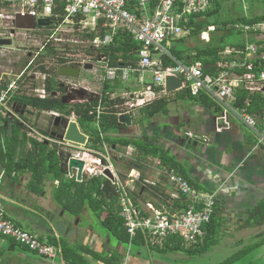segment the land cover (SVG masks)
<instances>
[{
    "label": "crops",
    "instance_id": "crops-1",
    "mask_svg": "<svg viewBox=\"0 0 264 264\" xmlns=\"http://www.w3.org/2000/svg\"><path fill=\"white\" fill-rule=\"evenodd\" d=\"M237 4L240 12L231 19L237 23L242 19L250 20L264 15L261 0L243 2L237 0ZM201 21L205 23V19ZM8 68V71L12 70L15 74L23 72V66L19 63ZM32 73L34 74L24 72L23 90L16 96L26 95V89L31 86L39 94L44 91L42 82L38 81L41 78L43 80L46 74L35 70V66ZM147 75L150 74L143 76L142 85L138 77L130 78L127 82L131 84L126 87L132 88L129 92L133 93L135 88L144 89L146 84L151 82ZM182 90L172 93H167L165 90L162 94L155 93L154 96H149L156 97L144 107L162 98L167 101L166 112L151 119L146 117L144 107L129 112L127 110L132 124L130 127L124 125V128L114 136L138 141H142L143 138L150 139L154 145L161 147L173 161L186 170L198 186L197 191L216 194L217 215L221 221L216 239L218 241L228 234L237 236V241L230 247L226 259H233L234 262L237 257L247 256L253 250L264 246V222L258 219L260 213L264 212V149L252 152V146L257 139L242 122L228 120V126L224 128L220 124V119L223 117L221 110L218 111L216 107L208 108L199 97L195 100L184 98L181 96ZM124 92L120 91L115 95L123 99ZM11 104L19 118L21 117L19 122L24 124L22 127L16 125L12 127V130L19 128L20 139L25 135L27 139L54 148L46 132L49 120L42 118V115H45L49 119L47 112L32 109L26 111L25 109L29 107L24 105L22 110L24 115H21L22 111L15 109V104L16 106L22 104L14 101H11ZM35 114L37 116L33 128L25 117ZM8 136L11 137V133L8 132ZM5 145V138L2 137L0 208L5 217L15 225L34 235L40 242L52 246L56 250V256L46 259L22 248L11 239L0 237V264H178L177 256L174 257L173 262L166 260L165 257L183 252H166L165 245L136 246L132 242L129 247V242L128 245L121 244L101 225L100 221L104 220L105 212L98 220L87 203L73 202L75 187L65 186L71 184L66 174L62 173V179L54 174H48L42 184V192L33 193L29 189L31 173L17 171L15 164L13 166L7 161ZM31 146L30 140L25 143L19 141L16 144L13 162H20L24 156H27L32 149ZM129 147L134 149L133 157H136V148ZM112 148L117 149L116 146ZM130 171L134 172L132 176H137L141 182L150 183L144 187L141 183L135 184L139 191L136 200L139 208H143L145 204L159 207L163 200H168L174 193L172 187L160 183L161 170L158 159L147 158L144 167L135 166ZM158 184L162 195L154 192ZM254 237H257L256 243L246 245ZM256 244L258 246L255 249L248 251ZM173 245L175 244L171 246ZM260 254L261 256L254 257V260L246 264L253 262L257 264V260L264 264V249Z\"/></svg>",
    "mask_w": 264,
    "mask_h": 264
},
{
    "label": "built area",
    "instance_id": "built-area-1",
    "mask_svg": "<svg viewBox=\"0 0 264 264\" xmlns=\"http://www.w3.org/2000/svg\"><path fill=\"white\" fill-rule=\"evenodd\" d=\"M212 1L0 0V40L10 39L12 43L13 39H16L17 32L29 34L35 32L36 35L27 36L23 41L24 47L30 48L28 42L37 38L43 28L35 26L30 30L17 29L15 26L17 18L26 17L32 18L35 23L39 20H51V34L46 38V44L54 43L55 46H60L61 43L86 42L91 48L100 49L108 46L118 32H125L140 45L135 53L138 62L135 66L110 68L107 67L105 58L101 57L104 79L125 83L136 76L142 85L145 74H150L152 78L143 90L133 93L124 92L123 98L130 99V102L127 101L123 106L128 108V112L144 107L156 97L149 96L164 93L166 78L176 77L181 81L182 89H187L191 97L197 98L203 94L221 109L223 113L221 124L224 128L228 126V116L232 120L242 122L257 139L252 146V152H255L264 149V127L258 125L255 114L248 113L250 105L248 100L245 102V107H237L235 103L238 90H245L250 94H261L264 98V68L254 72V66L250 61L256 56V46L248 44L244 54L232 50L236 56L244 55L243 62L236 60L218 62L217 72L210 74L204 72L201 61L193 59L188 63H182L170 53V47L174 42L189 35L190 30L185 26L188 19L209 11ZM60 5L63 10L62 15L58 13ZM100 29L106 30L103 37L99 35ZM230 29L242 34L248 40L251 36L264 35V20L253 24L234 23ZM216 32L215 26H209L200 33L199 39L203 43H208L211 34ZM90 34H94L92 40L87 38ZM74 37H78L79 40L73 41ZM10 46H0V61L7 59ZM225 54L230 55V49L227 48ZM164 60H171L174 65L165 66ZM242 68L247 71L243 75L233 72L234 69ZM23 76L24 72L15 74L12 70L4 69L0 62V125L9 119L20 121L10 103L14 96L21 93L20 89L23 90ZM34 92L38 98L44 99V91L40 94L37 91ZM101 111V108L97 109L98 114ZM47 115L52 119L61 117L54 111L47 112ZM50 141L70 158L83 163L82 177L103 178L110 181L105 176V172L110 173L113 178L110 183L118 199L119 217L129 236V247L138 233L143 236L148 247H162L170 237H178L186 246H190L201 241L205 236L203 229L210 222L216 203L214 192L197 191L175 170H165L161 171L160 175H165L167 185L173 188L174 193L168 200H163L159 207L145 204L143 208H139L133 201V196L138 191L135 184L141 183L144 187L150 183L141 182L137 176L133 177L132 171L126 173V178L123 180L120 176L121 172L115 165L117 159L131 160L133 158L132 147L128 146L122 152H116L110 145L103 142L102 150L98 151L90 147L88 137L85 145H76L68 141L60 143L53 138H50ZM109 150L116 156L113 157V153ZM66 177L76 180L75 174H66ZM181 196H185L187 207L184 210H175L172 203L179 200ZM0 237L11 238L21 247L46 259L56 256V250L52 246L40 242L34 235L15 225L5 217L1 208Z\"/></svg>",
    "mask_w": 264,
    "mask_h": 264
},
{
    "label": "trees",
    "instance_id": "trees-1",
    "mask_svg": "<svg viewBox=\"0 0 264 264\" xmlns=\"http://www.w3.org/2000/svg\"><path fill=\"white\" fill-rule=\"evenodd\" d=\"M221 2L222 0H213L211 3V9L209 11L202 15L191 16L185 25L190 30L189 35L174 42L170 47V53L177 61L182 63H188L193 59L201 61L204 72L206 74H210L217 72L216 66L218 62H231L233 60L243 62L244 55L236 56L233 54L232 50L244 54L246 51V46L248 44H252L256 46L257 50L256 56L250 59V61L254 66V72L260 71L262 68H264V35L251 36L248 40H246L242 34L230 29V26H232L234 23H237V21H233L231 24L222 22L216 25L215 27L217 32H222L217 40L214 39V34H211L210 41L208 43L202 42L204 46L196 45L193 47H187L185 45V42L188 39L199 38V35L202 31H204L209 26H214L207 24L206 19L219 12ZM58 13L60 15L63 14L61 5ZM201 19H205V23L201 21ZM263 20L264 15L250 20L242 19L239 21L244 24H253ZM233 33L239 38V40L233 43H226L224 38L227 35ZM105 34L106 30L100 29L99 35L103 37ZM87 38L92 40L94 38V34L88 35ZM139 48L140 45L134 42L131 36L127 35L125 32H118L113 36L112 41L108 46L102 47L100 49L92 48L94 49L92 51L95 52L96 50V55L105 58L107 67L116 68L135 66L138 62L135 53ZM227 48H229L231 51L230 55L225 54ZM44 54L42 56H58V51L55 48L47 45ZM66 62L67 60L60 56L57 58V63L55 66L57 68L64 66L66 65ZM164 65L173 66L174 63L171 60H164ZM52 69L53 67L51 69H47L46 65L43 64L35 66V70H38L40 73L44 74L51 73ZM233 72L238 75H243L247 71L242 68L234 69ZM53 86L54 83L49 80L46 81L44 85V91L48 94V96L44 99H39L37 97L34 98L32 96H26L25 94H22L20 96L13 97L11 101L19 102L22 105H26L32 110L39 112L54 111L60 112V114L65 117L71 115L75 116L77 118L80 131L89 138V145L94 150L101 151L103 142H106L111 147L116 146V152H122V148L125 149L128 146H133L136 148L137 154L136 157H134V160L131 159L130 161L134 162H130L125 159H117L119 164L125 162L128 163L126 165L127 173H129L130 170H133L134 167H131V165L141 168L146 165L147 158L158 159L161 171L175 170L179 175L187 180L193 189H199L194 181L189 177L186 170L173 161L168 153L165 152L161 147L154 145L150 139L143 138L142 141H138L125 138H116L114 136L120 129L124 128V125L118 124V117L119 115L127 112V109L123 107L127 101L120 97L112 98V95L117 94L120 91L129 92L131 91V88L127 89L118 80L110 82L103 79L100 90L101 95L93 100H87L84 103L68 107L62 105L58 99L51 96V92L54 90ZM181 94V96H184V98L188 97L191 100L197 99L191 97L187 89H183ZM199 99L202 100L208 108L216 107L218 111L221 110L219 107L214 105L207 96L201 94ZM247 100L250 104L247 110L248 113L255 114L258 118V125L264 127V98L261 96V94H250L245 90H238L236 92L235 106L245 107V102ZM166 105L167 101L162 98L144 107L143 110L146 112V117L151 119L158 114H164L166 112ZM98 108L103 109L99 114L97 112ZM7 121L8 120H5L3 124L0 125V140L3 137L6 141L5 158L13 166L15 164V169L17 171H29L31 173V183L29 184V189L35 194H40L42 192V184L48 174H54L56 177H60L62 174L60 171V160L58 158L57 149L55 146L54 148H49V145H46L45 143H38L35 140L27 139L25 135H23V137L20 139L19 128H13L11 137H9L7 127L4 126ZM27 140H30L31 142V151H29L27 156H24L20 162L14 163L13 158L16 152V144L19 141L25 143ZM117 162L115 165L118 167L120 165H117ZM120 176L123 180L126 178V174L120 173ZM70 180L71 184H65V186L70 187L73 185L75 187L73 202L84 204L87 203L91 211L94 213L95 218L98 220L101 219L103 213L105 212L106 216L104 220L100 221L101 225L121 244L128 245L129 236L126 232L122 219L119 217L120 209L118 206V199L115 194L114 187L110 181L103 178L87 179L85 176L82 177L80 182H77L75 179ZM162 182L167 185L164 174H162L160 177V183L162 184ZM154 192L158 195H162V192H160V184L157 185V187L154 189ZM133 197V201L137 206L136 200L139 197V191L134 194ZM161 197L164 198L165 196ZM187 204L188 203L185 196H181L179 200L174 202L173 206H175L176 209L184 210L186 209ZM258 219L260 222H264V212L260 213ZM220 228L221 221L217 215L216 201L211 220L206 226H204L203 230L205 232V236L201 241H198L196 244L190 246H185L180 238L170 237L163 243V245H165L167 248L166 252L169 253L183 252L189 257L205 255L217 243L216 238L219 234ZM16 244L19 245L18 243ZM133 244L136 246L146 245L145 240L140 233H138L137 237L133 241ZM172 244L175 245L171 246ZM257 246L258 245L256 244L250 247L248 251L255 249ZM232 262L233 259H229L226 260L224 264H230Z\"/></svg>",
    "mask_w": 264,
    "mask_h": 264
},
{
    "label": "rangeland",
    "instance_id": "rangeland-1",
    "mask_svg": "<svg viewBox=\"0 0 264 264\" xmlns=\"http://www.w3.org/2000/svg\"><path fill=\"white\" fill-rule=\"evenodd\" d=\"M262 1V6H264V0ZM263 10V9H261ZM240 10L238 8V4H237V0H224L221 2L220 5V10L217 14L209 17L206 19L207 24L210 25H218L220 23L224 22H233V20H231L232 18H235L237 16V14H239ZM231 20V21H230ZM222 32H216L214 33V39L217 40L219 38V36L221 35ZM187 35V34H185ZM41 39V38H40ZM79 40L78 37H74L73 41H77ZM239 38L233 33V34H229L224 38V41H226V43H233L238 41ZM16 47H21L23 46V42L22 41H15L13 43ZM185 45L187 47H193V46H204L202 41L199 38H190L185 42ZM264 47V46H263ZM55 49L58 51V55H61L64 58L70 59L72 61H80L83 63H87L89 65H92L93 68L92 70H82L80 77L77 81V83L82 86V87H86L87 89H89L92 93H98L99 95H101V87H102V82L104 79V70H103V64L99 63V64H94V60L93 57L97 54L96 50L95 52H93L90 45L86 42L84 43H66L63 44L61 43L60 46L57 45L55 46ZM91 51V52H90ZM48 66V65H47ZM136 77V76H134ZM133 77H131L132 79ZM147 78L151 81V75H147ZM43 80L42 78L38 81L39 83H41ZM149 81V82H150ZM120 82V81H119ZM123 84V83H122ZM131 82H125L123 84L124 87H127V85H130ZM135 87H133L134 89ZM132 89V88H131ZM140 90H143V88H135V92H138ZM36 95V94H35ZM113 98L115 97H119L116 96L115 94L112 95ZM126 101L130 102L129 98H123ZM212 102V101H211ZM213 103V102H212ZM214 104V103H213ZM215 105V104H214ZM125 109H128L127 107H125ZM103 110V109H101ZM37 114H35L34 116H29L27 115L25 118L28 120V122L31 124V126L33 128L34 127V121L36 118ZM45 118L47 120H54L52 118L49 117V119L47 117H45V115H42V118ZM222 119V118H221ZM220 119V120H221ZM228 120H232L231 118H229L228 116ZM135 121V120H134ZM222 123V122H221ZM220 123V124H221ZM96 127V126H95ZM191 135V134H190ZM185 136V135H184ZM201 137V136H200ZM199 138V137H198ZM110 153H113V151L109 150ZM116 156V154L113 153V157ZM134 160V157L132 158ZM127 161H130L127 159ZM130 162H134V161H130ZM119 164V162H117V165ZM128 163H120L118 166V171H120L122 174H126L127 173V165ZM124 166V167H123ZM126 167V168H125ZM131 167H135L133 165H131ZM62 174L60 175V179H62ZM205 193V192H202ZM207 193V192H206ZM255 232V231H254ZM251 233V232H249ZM237 236H229V234L226 237L221 238L220 240L217 241L216 246L214 245V247L211 249V251H209L207 254L205 255H201V256H196V257H187L185 254L183 253H176L173 255H168L165 257L166 260H170L171 262H173L174 257L177 256V261L178 264H224L226 262L227 257L229 256V250L230 247L235 244ZM257 237H254L252 239H250V241H248L246 243V245H251V244H255ZM227 247V249H226ZM264 249V246H262L260 249H256L253 250L252 252H250L247 256H242V257H237L236 261H234L233 263L230 264H246L247 262H250V260H254V257H258L261 256L260 252ZM237 253V252H234ZM233 253V254H234ZM181 257V258H179ZM251 264V263H250ZM252 264H255V262H253ZM257 264H261L260 260H257Z\"/></svg>",
    "mask_w": 264,
    "mask_h": 264
},
{
    "label": "flooded vegetation",
    "instance_id": "flooded-vegetation-1",
    "mask_svg": "<svg viewBox=\"0 0 264 264\" xmlns=\"http://www.w3.org/2000/svg\"><path fill=\"white\" fill-rule=\"evenodd\" d=\"M27 32H17L16 33V39H13L11 46L9 47L8 51V56L7 59L1 60L2 66L4 69L8 70V66L13 67L16 64H20L23 66V72L25 73H30L31 75L34 74L32 73V69L34 66H37L39 64L46 65L47 69H52V72L49 74H46L43 77L42 81V86L44 87L46 81H51L54 83V90L51 92V96L58 99L62 105L64 106H74L78 105L80 103H84L87 100H93L99 96L98 93H92L89 89L86 87L80 86L77 81L80 77L81 71L82 70H92L93 66L89 65L87 63H83L80 61H72L70 59H67L66 65L67 67H77L80 69L79 75L77 79H67V78H60L57 76V67L55 66L57 63V58L60 57L61 55L58 56H42L44 52L46 51V46H50L52 48H55V44L53 43H48L46 44V38L51 34L50 32V27H45L43 28L39 34L37 35V38L34 40H31L28 42V45L31 46L30 48L27 47H16L13 43L14 40L19 39L18 41H24V38L27 36H33L36 35L35 32H31L29 35ZM41 38V39H40ZM28 40V39H27ZM46 55V54H44ZM94 64H101L102 60L101 57L98 55H95L93 57ZM48 65V66H47ZM92 67L91 69H88V67ZM59 68V67H58ZM35 78V77H34ZM79 89H83L86 91L85 94H83ZM33 86L29 87L26 89V96H35ZM45 92V91H44ZM48 94L45 92L44 98H46ZM83 96L84 100L80 101L79 97ZM79 100V101H78ZM65 102L66 104H63ZM12 106V104H11ZM15 109H17L19 112L24 110V105L21 106H16L15 104ZM26 108V106H25ZM28 108V107H27ZM26 111L31 110L29 107L28 109H25ZM60 114V112H58ZM62 117L63 115L60 114ZM21 120V117H20ZM17 121V120H16ZM49 126L47 128V134L50 136V138L55 139L52 134L58 132V129L54 128L53 121L49 120ZM56 146V145H55ZM57 147V146H56Z\"/></svg>",
    "mask_w": 264,
    "mask_h": 264
},
{
    "label": "water",
    "instance_id": "water-1",
    "mask_svg": "<svg viewBox=\"0 0 264 264\" xmlns=\"http://www.w3.org/2000/svg\"><path fill=\"white\" fill-rule=\"evenodd\" d=\"M51 20H39L37 23L34 22L32 18L26 17V18H17L15 22V26L17 29H33L35 26L37 27H50L51 26ZM11 40H0V46H10ZM92 67H88V69H91ZM80 69L77 67H67V66H61L58 68L57 76L60 78H67V79H77L79 75ZM182 89L181 81L176 77H167L165 80V90L167 93H172L174 91H178ZM83 94L86 93L85 90L79 89ZM80 101L84 100V97H79ZM78 100V101H79ZM63 104H66L63 102ZM21 115H24L23 111L21 112ZM118 124L125 125L127 127L131 126V116L128 113L121 114L118 117ZM16 125L19 127H22L24 124L22 122L9 119L7 121V124L5 127H8L7 131L9 133L12 132V127ZM54 128L58 129V132L53 133L52 136L60 143L63 141H68L76 145H85L87 142V137L81 133L79 127L77 118L75 116L70 117H58L53 120ZM58 152V158L60 160V171L63 174H70L76 175V181L80 182L82 179V169H83V163L81 161H78L76 159L70 158L69 155L64 153L61 149H58L56 147ZM105 176L112 181L113 178L110 175L108 171L105 172Z\"/></svg>",
    "mask_w": 264,
    "mask_h": 264
}]
</instances>
